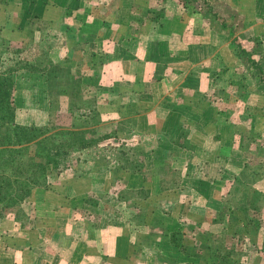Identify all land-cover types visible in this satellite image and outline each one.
I'll use <instances>...</instances> for the list:
<instances>
[{
  "label": "crops",
  "instance_id": "crops-1",
  "mask_svg": "<svg viewBox=\"0 0 264 264\" xmlns=\"http://www.w3.org/2000/svg\"><path fill=\"white\" fill-rule=\"evenodd\" d=\"M54 1L63 3L64 7L54 16V20L57 18L54 22L50 15L43 13L49 0H41L37 11H33L31 7L27 8L23 3L22 16L27 19L33 16L37 21L47 18L43 23L44 27H38L39 33L47 34V31L51 30L50 33H59V38L65 39L66 33L70 36L69 38L67 35L69 40L66 37V41L61 38L57 40L56 45L60 52L54 58L53 64L55 68L58 66L57 70H63L64 66L71 68L73 65L79 68L81 65L78 61H82L81 55L85 51V60L89 62L90 67H94V73L97 71L96 81L105 83V89H108L105 93L100 91L98 95L89 93V98L93 100L91 107L97 106L95 112L100 121L92 126L83 125L80 129L87 132L89 128L94 127L97 131H102L101 137L107 138L110 130L117 132L121 138L117 144L122 146L125 145V142L120 141L124 139L123 136H129L135 130H145V134L155 136L165 132L168 146L173 150L170 156L165 153V149H161L162 161L157 155L154 156L159 146L158 138L154 139V145L143 149V160L146 161V157H149L150 162H156L158 166L163 165L161 167L165 168V173H159L157 182L152 180L155 174H158L157 170L150 171V176L139 172L144 169V165L141 169H108L101 162L102 156L88 158L87 154V158L80 157L77 163L74 162L76 168L69 172L60 170L53 176L48 174L50 178H55L58 185L49 181L51 184L48 182L49 184L34 191L32 187L29 194V200L33 201L30 202L32 208L24 209L21 219H13L19 231L17 230L10 239L3 236L4 239L0 241V264H221L211 256L212 250L208 247L198 244L199 250L197 247L196 251L192 249L193 253L189 254L169 239L168 233L177 229L183 231L185 238L194 239L193 235L199 232L189 230L191 227L194 229L196 223L205 218L202 216L205 212L204 203L199 206L191 196L179 199L164 193L160 198L154 199L157 197L154 196L155 192H159L160 188L167 190L162 184L163 178H168L174 172H179V186H182V180L188 178L193 186H197L200 177V171H196L195 164L191 166L190 163L200 159L197 154L200 153L201 147L203 148L206 138L198 137L201 124L197 121L186 124L181 115L194 110L197 112L194 105L201 106H198L199 117L202 114L209 117V114L222 112V109L216 106V101L221 98L212 93L215 99L213 100L207 85L210 77L215 76L216 70H221L220 67L223 66L219 54L222 44L212 45L206 40V30L210 25L204 22L196 25L199 16L195 12L184 16L185 4L177 0L165 2L167 5L162 19L163 25L168 27L164 28H152L157 26L154 24L155 17L125 12L126 10L119 6L121 3L113 8L112 15L99 17L97 13L94 14L92 6H89V10L83 9L76 0H73L75 5H66L61 0ZM177 4L182 9L178 10ZM35 12L39 17L34 15ZM190 17L196 19L193 21ZM131 22H139L140 27L132 28ZM252 25L254 26L255 22L250 23L246 29L250 30ZM5 29L2 31L5 32ZM48 49L44 52L50 51ZM43 57L39 58L38 66L45 69L49 58ZM66 59H69L70 63L64 62ZM45 72L47 74L43 76V82L49 81V78H58L57 74L51 77L48 70ZM71 75L69 81L76 87L78 81L83 79L78 78L79 74L73 79ZM60 81L57 79V82ZM83 92L77 94L80 104L73 105L75 113H89L84 111L89 104L87 99L83 98L88 97L83 96L86 95V92ZM100 93L104 95L101 96ZM219 103L221 105V101ZM211 120L215 122L213 118ZM212 130L214 135L216 124H213ZM146 143L143 141L140 144ZM88 147L87 144L81 149ZM177 151L180 154L175 153ZM177 158L182 162L180 168L174 166ZM166 161L169 164H163L167 163ZM144 163L146 165V162ZM108 173L115 178V182L122 180L123 185H120L117 193H126L121 199L112 197L114 189L109 185ZM144 178L149 179L150 185L138 192L135 188L142 186ZM152 183H159V190L154 188ZM152 188L155 189L154 192ZM130 189H134L133 195L130 194ZM174 189L178 190V196H181L180 192H184L185 188L175 186ZM207 193L209 192L201 193L205 203ZM88 196L89 201L86 200ZM243 208L248 207L245 204ZM187 216H190L188 219L191 220L188 229L187 224L184 225L187 219H183ZM242 220L240 221L243 224ZM261 224L263 225L262 222ZM234 234L230 237L233 243L224 241L213 244L221 255L228 252L226 247L232 250L229 263L235 264L239 258V263L244 264L243 257L240 258L236 253L232 237ZM246 240L248 242V239ZM255 251L259 255H253L251 259L246 256V260L250 261L245 264H264V248H256Z\"/></svg>",
  "mask_w": 264,
  "mask_h": 264
},
{
  "label": "rangeland",
  "instance_id": "rangeland-1",
  "mask_svg": "<svg viewBox=\"0 0 264 264\" xmlns=\"http://www.w3.org/2000/svg\"><path fill=\"white\" fill-rule=\"evenodd\" d=\"M62 1L66 5H75V1L73 0ZM76 1L83 9L89 10V6H92L94 14L97 13L99 17L112 15L115 6L121 3L119 6L124 11L126 10L125 12L130 13L131 11V13L142 14V16L143 14H147L150 18L155 17L156 23L154 24L157 26H152V28L168 27L163 25L164 19H162L164 18L163 11L167 5L165 4L166 0ZM178 1L183 4L185 0L183 2L181 0ZM23 3L27 8L31 7L33 11H37V6H40L41 0H12L11 2L0 0V35L10 40L12 39L11 49L9 51L4 50L1 55V63L5 67L14 63L17 59H22L29 61L31 64L38 65L39 58L43 56V58H49L47 60L49 63H46L44 71L41 73L38 71L41 76L35 71H27L26 67L16 72V88L13 97L15 120L9 119V121H4V126L8 127V132L5 137L4 132L2 139H6L10 132L12 133L15 122L44 125L50 130L64 128L80 129L81 126L89 124L88 120L96 118V114H94L91 107L93 100L89 98V93L90 95H98L100 91L105 93L108 89H105V83L96 81L95 73L97 71L94 73V67H90L89 62L85 60V51L81 55L80 61H82H78V64L81 65L78 66L79 68L73 65L71 68L64 66L63 70H57L58 66L56 68L53 66L55 62L54 58L60 52V48L57 46V40L61 38H59L60 34L55 32L50 33L51 30H48L47 34L39 33L40 29L38 27L43 26L47 18L44 20L43 18L39 19V21H37L38 19H33V16H29L28 19L25 18L22 16ZM184 4L186 9L184 16L195 12L199 16L196 25L201 24V22L210 25L206 30V40H209L212 45L213 43L217 45L219 43L222 44L220 47L221 53L219 54L223 66L220 67L221 70H216V75L210 77V81L207 84L210 87L209 92H211L212 99L215 100L213 98L214 93L221 98L216 101V106L222 109V112L220 111L218 114L219 111H217L214 114H209V117L206 114H202L199 117L197 112L201 106L194 105L197 112L194 110V112L189 111L181 115L186 124L195 123V121L201 124L198 131L200 136L198 137L203 136L206 138L203 148L201 147L200 149V153H196L200 159L190 163L191 166L195 164L196 171H200V177L197 181V186H193L189 178L182 180L183 184L179 186L178 184H181L179 182V172H174L168 178H163L162 184L165 187L164 189L167 190L161 189L159 183H152L155 185L154 188H158L157 190L160 188L159 192H155L154 196L157 197H154V199L160 198V195L164 193V195H170L173 198L179 197V199L191 196L195 203L198 202L197 205L199 206H201V203H204L205 212L202 216L205 218L202 217L203 219L199 220V222L204 221L205 223L200 224L197 222L194 229L191 227L189 231L199 232L201 235L209 234V231H213L215 237L212 239L214 242H212L214 244H220L224 241L233 243L230 237L235 233L232 237L237 249L236 253L239 254L240 258L243 257L242 262L245 264L250 261L253 255L258 254L255 251L256 248H264V77L261 76L264 74V0H193ZM62 5L63 3L49 0L48 7L44 9L43 13L46 12L50 15L51 20L54 22L57 19L54 20V16H57V13L64 9ZM177 7H179L178 10L182 9L179 5ZM34 15L39 17L36 12ZM126 15L128 16V14ZM190 18L193 21L196 19L194 17ZM53 22H51L52 25ZM175 22L179 23L178 21ZM252 22H255V25H252V28L247 30L246 27ZM137 23L131 22V27H140V23ZM146 24L148 27V21ZM5 25L7 26L5 27ZM3 28H6L5 32L2 31ZM21 32H24V34H21ZM67 35V33L64 34V37H67ZM66 37L65 39L62 37L61 40L66 41L68 39ZM233 46L237 48L236 51H234L235 48ZM46 48H49L48 50L50 51L45 53ZM256 48L262 49L263 53L260 56L263 61V72L261 74L258 73L257 68L247 59L245 53L246 51L247 53L252 51L251 57L259 58V52L254 51ZM211 60H213V57ZM57 62L58 60L56 59ZM64 62L70 63L69 59H66ZM47 70L51 77L57 74L58 78H49V81L43 82V76L45 77L47 74L45 71ZM77 74H79L78 78H82L83 80L81 82L78 81V85L73 87L69 81V77L71 75L73 79ZM57 79L61 81L57 82ZM229 79L231 80L229 81ZM102 85L104 88H102ZM83 91L86 92V95L84 94L83 96H88L83 98L87 99L89 104L87 110L84 111H89V113H75L73 105L80 104L77 94L84 93ZM99 95L103 96L104 94L100 93ZM219 101H221V105ZM212 118L215 122L211 120ZM127 123L129 124V122ZM213 124H216L217 127L214 135L212 130ZM101 132V130L83 132V135L87 138L89 136L96 137L97 142L91 143L92 145L88 144V149H81L82 146L69 149L65 157L62 158L61 163L55 167L49 165L46 171V182L35 185L32 190L34 191L39 187H43L49 181L53 185H58L55 183V178H50L49 175L52 174L53 176L60 172V170L69 172L71 169L76 168L73 164L74 162L77 163L80 157L102 156L103 161L101 162L108 169L121 168L118 164L119 156L127 157L128 160L134 159L136 160V164L132 167H140L141 169L144 165V169L139 171L143 172L144 175L150 174V171L157 170L158 174H155L152 179L155 182H157L159 173H165V168L161 167L163 165L158 166L156 162H150L149 157H146V161L141 157L143 149L154 145L153 142L156 138L159 140L158 154L156 152L153 155H157L161 160V154L163 153L160 150L165 149V153H169L171 156L173 148L168 146V138L165 132H161L159 136H155V134H145L147 133L145 130H135L129 136H123L124 139L120 140L125 142L123 146L122 144H117V141L121 139L118 137L117 132L110 130L109 138L106 136L101 137ZM107 132L108 130L105 133ZM202 139L204 140V138ZM143 141L147 142L146 145L140 144ZM5 144L10 145L11 149L1 150L0 166L7 167V164L1 165V163L11 153L19 157L24 163H31L41 158L40 155H37L38 152L42 153L40 144H37V146L34 142ZM168 149L170 150L168 151ZM175 153L180 154L178 151ZM85 154H87V157ZM144 162H146V165ZM181 163L180 159L177 158L174 161V166L180 168L179 165ZM163 164L167 165L169 162ZM8 171L6 170L7 174ZM193 173L196 175L195 172ZM245 173L248 174V178H246ZM108 176L109 185L111 184L114 189L112 197L121 199L122 195L126 193L123 191L120 194L117 193L120 185H123L122 180L115 182V178L109 173ZM122 177L120 176V178ZM40 181H43V178ZM243 181H247L250 184L247 183L248 186H246ZM149 185V179L144 178L142 186L135 189L139 192L142 188H148ZM175 186L181 187V189L185 188L188 193L186 194L185 189H183L184 192H180L181 196H178L179 191L174 189ZM154 188H152L153 192L155 191ZM133 190H129L131 195L134 194ZM204 192H209L206 195V203L203 199L204 197L201 195ZM86 200L89 201V196ZM112 201L114 202L115 200L112 198ZM246 201L247 203H245ZM30 202L33 201L27 198L25 203L32 208V203ZM245 204L248 207L247 209L243 208ZM14 208L20 207L14 206ZM189 217L183 218L184 220L187 219L184 224H187V229L190 228L188 225L191 223V220L188 219ZM13 219L11 213L5 214L0 219V241L4 239L3 236H5V239L7 237L10 239L17 230L19 231L18 225ZM240 220H242L243 224ZM246 239H248V242ZM192 249L195 251L196 249L199 250V246H193ZM226 249L228 250L229 248L226 247ZM246 256L250 259L246 260L248 259Z\"/></svg>",
  "mask_w": 264,
  "mask_h": 264
},
{
  "label": "trees",
  "instance_id": "trees-1",
  "mask_svg": "<svg viewBox=\"0 0 264 264\" xmlns=\"http://www.w3.org/2000/svg\"><path fill=\"white\" fill-rule=\"evenodd\" d=\"M181 1L183 2V0ZM188 1L193 0H185L184 3ZM11 43L12 41L10 39L0 35V58L4 50L9 51L11 49ZM233 47L235 48L234 51H236L237 48L235 46ZM254 51L259 52V58L251 57L252 51L249 53L246 51L245 53L247 59L257 68L258 73L261 74L263 72V61L260 58V56L263 55L262 49L256 48ZM23 67H26L29 72L35 71L38 74L39 72L41 73L44 71L43 67L31 64L26 60L17 59L14 63L5 67L0 60V152L2 149H11V146L5 143L34 142L36 146L37 144H40L42 153L38 152L37 155H40L41 158L37 161H32L31 163H24L19 157L13 155V153L9 154L8 158L3 159L1 165L7 164V167L0 166V219L7 213H11L14 219L24 216L22 211L31 208L25 203L26 199L29 198L32 187L46 182V171L49 165L53 167L57 166L61 163L62 158L65 157L68 150L73 147H83L87 144L91 145V143L97 142L96 137L89 136V138H87L83 135V132H86L85 129L64 128L50 130L44 125H36L34 123L21 124L17 122H15V126L12 128V133L10 132L6 139H2L4 132V137L8 132V127L4 126V121H9V119L15 120L13 103L14 91L16 88L15 76L17 74L16 72ZM261 76L264 77V74ZM92 108L94 114H96V118L94 120H89V125L91 126L100 121L99 115L95 112L96 107ZM88 130L89 132L97 131L94 127L89 128ZM119 157L120 158H117L120 167L130 168L136 164V160L134 159L128 160L127 157ZM6 170H9L8 174ZM245 176L248 178V174L245 173ZM41 178H43V181H40ZM243 183L246 186L250 184L247 181H243ZM14 206L20 208H14ZM168 235L170 241L189 254L193 253V246L201 244L212 250L211 256L215 261L218 260L221 264H230L229 255L232 253V250L229 249L225 255H221V252H218L212 242V239L214 238L213 231H209V234L204 235L197 233L196 235H193L194 239L190 237L185 238V235L183 236V231L178 229L170 231ZM235 264H240L239 260L237 263L235 262Z\"/></svg>",
  "mask_w": 264,
  "mask_h": 264
}]
</instances>
